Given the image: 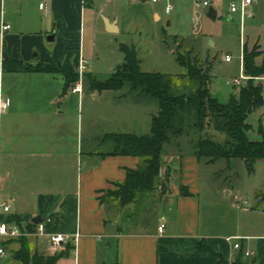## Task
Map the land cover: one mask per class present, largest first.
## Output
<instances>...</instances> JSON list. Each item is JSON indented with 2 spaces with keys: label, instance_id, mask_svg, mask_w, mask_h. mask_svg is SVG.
Returning a JSON list of instances; mask_svg holds the SVG:
<instances>
[{
  "label": "crops",
  "instance_id": "obj_1",
  "mask_svg": "<svg viewBox=\"0 0 264 264\" xmlns=\"http://www.w3.org/2000/svg\"><path fill=\"white\" fill-rule=\"evenodd\" d=\"M37 1L47 18L40 19L45 32H39L35 19L24 18L29 15L28 6ZM37 1L14 0L24 17L16 30L9 25L2 33V26L8 25L2 24L0 61L11 59L31 66L55 63L81 79L66 90L61 75L3 73V91L11 107L0 119V203L10 206V211H0V222L33 230L28 236L33 253L56 254L50 249V237L63 235L66 241L61 250L67 244L74 249L59 264H264V209L250 206L241 196L231 206L221 199L214 179L204 182L203 165L189 149L165 146L160 177L170 175L167 192L156 189L139 194L127 209L115 200L103 201L107 191L125 182L129 170L141 166L142 159L97 151L96 139L101 138L102 145L109 142V135H148L155 114L143 109L148 105H138L134 97L123 95L125 104L109 103L108 114L96 117L101 121L100 131L94 130L90 120L84 126L82 94L89 84L82 82V74H89L86 43L95 48L98 33L111 34L105 19L116 23L118 32L112 35L123 36L120 45L131 37L138 54L150 53L159 38L158 24L166 3L47 0L43 12L41 0ZM181 2L171 0L172 12ZM53 33L54 42H48ZM77 85L81 93L73 91ZM68 92L79 97L77 103ZM181 187L191 196H183ZM152 207L156 218L146 227L141 217L151 215ZM228 210L230 221L227 214L221 219V213ZM128 211L133 218L124 221ZM40 224L45 231L36 235ZM203 243L212 253L198 251ZM236 243L241 246L238 250ZM10 245L19 247L16 242L4 246L6 255L0 257V264H12L7 252Z\"/></svg>",
  "mask_w": 264,
  "mask_h": 264
},
{
  "label": "trees",
  "instance_id": "obj_2",
  "mask_svg": "<svg viewBox=\"0 0 264 264\" xmlns=\"http://www.w3.org/2000/svg\"><path fill=\"white\" fill-rule=\"evenodd\" d=\"M120 50L124 54V62L116 68L112 78L97 81L91 74L85 76L91 89L120 91L129 85V96L140 102H155L159 112L152 117L148 135L115 134L107 137L115 146L109 155L139 157L142 164L137 170H129L125 182L117 184L114 190L107 191L103 201L112 199L122 209H127L135 203L139 194L156 190L160 182L165 146L174 144L175 140L185 135L191 139L193 155L201 164L240 159L253 172L255 164L264 161V125L260 122V139L254 141L249 138L253 127L248 122L256 110L264 107L263 82L256 80L264 77V60L261 63L257 61L264 53L257 50L249 52L244 46L243 72L250 80L240 87L237 96H232L229 103L223 105L211 91L212 66L209 63L202 64L193 56L192 51L179 53L177 62L187 69L183 77L194 82L196 88L191 93L176 94L173 91V76L143 71L142 60L133 45L122 44ZM0 68L9 73L61 75L66 81V90L78 84L81 79L78 73L55 63L31 66L10 59L0 61ZM214 133L224 134L225 139L217 141ZM181 194L191 196L186 187H181ZM15 242L19 248L13 256L18 264H59L74 249L67 244L54 255L33 253L28 237L25 236L7 240L3 246ZM198 251L212 253L205 243L199 245Z\"/></svg>",
  "mask_w": 264,
  "mask_h": 264
},
{
  "label": "rangeland",
  "instance_id": "obj_3",
  "mask_svg": "<svg viewBox=\"0 0 264 264\" xmlns=\"http://www.w3.org/2000/svg\"><path fill=\"white\" fill-rule=\"evenodd\" d=\"M38 4V1L36 5L30 4L28 6L29 15L24 17L19 2L5 0L2 5L0 0V28L5 22L16 30L23 17H30L37 21L40 30L38 31L45 32L40 19L45 20L47 18L39 11ZM210 7H213L217 11V18L215 20L208 17L209 8L197 9L195 0H182L171 14L163 13L162 20L158 24L159 38L157 42L150 53L144 54L141 51L139 57L142 60L143 71L173 76L175 78L173 91L176 94H184L193 92L196 85L190 79L183 77L186 75L187 69L178 64L177 57L179 53L185 54L192 51L193 56H196L202 64L206 65L209 63L212 66V94L220 104L226 105L232 96H237L239 93L240 87L232 86L229 83L233 82L236 78H240L242 75L244 46H246L249 52L257 50L264 53V0H257L243 21L239 15L231 14L227 0H211ZM102 21L105 23V19H102ZM116 38L118 41L115 40ZM121 40H123V36H113L105 31L97 34L95 48L92 43L89 45L87 40L85 50V53L89 56L87 73L91 74L97 81H106L112 78L116 72V68L124 62V54L120 50L119 44ZM125 40L126 44L130 46L135 42L131 37H127ZM47 45L52 46L54 43H48ZM181 45L182 47L179 48ZM140 47L143 48L142 45ZM42 55H46L45 50L42 51ZM226 55L232 57L231 63L225 62ZM263 60L264 55L260 56L257 61L261 63ZM55 77L59 78L58 76ZM83 77L84 75L82 74V82L88 83L85 77L84 79ZM129 92V85H126L120 91L95 90L94 92L90 90L89 84L85 85L84 93L82 94V97H84L83 109L81 104V114L84 115V126L90 120L93 123L94 130L100 131L98 122L101 121L96 117L100 114H108L106 111L109 103L114 102L113 105L115 107L125 104L126 102H123V98L132 97L129 96ZM123 95L124 97H122ZM68 96L73 99L75 98L77 103L78 96H73L71 92H68ZM136 103L138 105H148L147 107L149 108L143 109H150L155 115L159 112L158 105L155 102L145 103L136 100ZM88 116H92V118ZM248 122L253 127L249 133V138L254 141L259 140L258 130L260 122L264 125V107L256 110L249 117ZM214 136L219 142L225 139V135L222 133H214ZM96 141L98 143L96 145L97 151L111 152L114 150L115 146L112 141L109 140V142H104L102 145L99 144L101 138L96 139ZM172 145L179 146L180 150L185 151L189 149L193 152L191 139L186 135L175 140ZM202 165L204 168V182L213 178L214 186L217 188L219 196L228 202L230 206L241 196L248 201L250 206L264 209V161H258L255 164L253 172H250L245 163L240 159H232L231 161L219 160L213 164L202 163ZM169 178V174H166L163 179L161 178L157 189L161 192H167L170 188ZM202 199L206 201L204 194H202ZM148 211L147 208L146 212ZM155 211L157 212L154 207L151 215L147 213L142 214L141 219L146 224V227L151 225L152 219L156 218ZM224 214H227V221H230L231 212H222L221 219H225ZM138 217L139 215L135 220ZM131 218L133 216L128 211L124 221H128ZM18 248L17 245L7 247L9 261L12 264H18L13 256Z\"/></svg>",
  "mask_w": 264,
  "mask_h": 264
},
{
  "label": "built area",
  "instance_id": "obj_4",
  "mask_svg": "<svg viewBox=\"0 0 264 264\" xmlns=\"http://www.w3.org/2000/svg\"><path fill=\"white\" fill-rule=\"evenodd\" d=\"M46 1L41 0L40 3V10L45 12L46 11ZM129 4H159V3H166L165 11L167 14H170L173 10V5L171 4V0H123ZM230 6V12L232 14L239 15L241 20L243 21L246 16L249 14V10L251 6L256 3L257 0H227ZM197 9L201 8H209L211 6V0H195ZM11 27L9 25L2 26V33L9 30ZM225 62L231 63L232 57L230 55L225 56ZM243 69V68H242ZM3 69L0 68V119L4 114H6L10 107L11 102L8 98L5 97L3 91ZM250 80V77L246 76L242 71V75L240 78L234 79L233 82L229 83L232 86H244ZM257 81L264 82V77L256 78ZM76 93H81L82 87L81 85H77L73 90ZM3 210L4 212L10 211V206H7L3 203H0V211ZM160 232H163L164 225L159 228ZM45 231V226L43 224L38 225L37 231L35 232L36 235H42ZM31 233L22 228L17 223H5L0 222V257L6 255V251L4 249L3 243L10 239H18L20 237H28ZM66 238L63 235H52L50 237V249L57 253L62 249L63 243H65ZM241 246L239 243L235 244V249H240ZM250 253H246V257H249Z\"/></svg>",
  "mask_w": 264,
  "mask_h": 264
},
{
  "label": "water",
  "instance_id": "obj_5",
  "mask_svg": "<svg viewBox=\"0 0 264 264\" xmlns=\"http://www.w3.org/2000/svg\"><path fill=\"white\" fill-rule=\"evenodd\" d=\"M208 17L215 20L217 18V11L213 7H209L208 9ZM106 23V29L109 33H116L118 32L116 28V23L110 24L109 21L105 20ZM55 40V33L47 37L48 42H54ZM41 217H38L37 219L33 220L34 224H38V220H40Z\"/></svg>",
  "mask_w": 264,
  "mask_h": 264
}]
</instances>
